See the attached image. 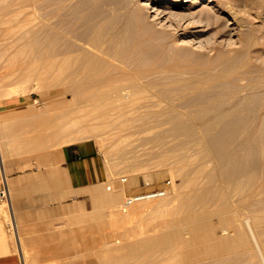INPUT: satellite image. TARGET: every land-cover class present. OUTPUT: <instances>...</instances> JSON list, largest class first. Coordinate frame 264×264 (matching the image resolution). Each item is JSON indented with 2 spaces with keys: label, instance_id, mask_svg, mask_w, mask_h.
Listing matches in <instances>:
<instances>
[{
  "label": "rangeland",
  "instance_id": "obj_1",
  "mask_svg": "<svg viewBox=\"0 0 264 264\" xmlns=\"http://www.w3.org/2000/svg\"><path fill=\"white\" fill-rule=\"evenodd\" d=\"M182 45H216L238 66L200 83ZM79 66L102 82L81 84ZM4 101L1 153L17 170L86 139L108 170L64 200V256L24 264H264V0H0ZM6 218L13 235L7 204Z\"/></svg>",
  "mask_w": 264,
  "mask_h": 264
},
{
  "label": "crops",
  "instance_id": "obj_2",
  "mask_svg": "<svg viewBox=\"0 0 264 264\" xmlns=\"http://www.w3.org/2000/svg\"><path fill=\"white\" fill-rule=\"evenodd\" d=\"M13 103H0V120L10 116ZM107 176L105 160L91 139L65 144L36 169L17 170L16 162H5L0 151V187L6 178L10 191L9 201L0 194V264H24L22 256H64V200L70 205Z\"/></svg>",
  "mask_w": 264,
  "mask_h": 264
},
{
  "label": "bare ground",
  "instance_id": "obj_3",
  "mask_svg": "<svg viewBox=\"0 0 264 264\" xmlns=\"http://www.w3.org/2000/svg\"><path fill=\"white\" fill-rule=\"evenodd\" d=\"M169 1H170V4L177 6V5H180L184 1H187V0H169ZM166 4H168V3H166ZM205 13L207 15L206 16L207 23H209V24H213L214 22H218V21L221 22L222 21L221 17L215 16V14L210 9H206ZM175 15H179L180 18H184L186 16L185 13H179V14H175ZM181 47L183 48L182 51H179L174 55L177 58H183L184 61H191V62H195L198 64L195 67V70L192 72L191 76L194 77L200 83L205 82V81H207V82L211 81L212 83H217L220 80H223V78L230 77L232 75V71L238 66L237 65V59L238 58L236 57V55L229 56L225 60L222 61V59H220L221 58L220 57L221 56L220 47H218L216 45H206L204 48L197 49V50H191L186 45H182ZM207 61H211L212 64L209 65V63H207ZM74 77L78 78V80H79V82H81V84L84 83V84H88V85L98 84V83H101L103 80L101 77H97L95 75H92L89 67L83 68L81 66H79V68H77V70L75 71ZM237 77H238V75L233 76V79H237ZM131 93H132V91H130V89L127 86H123V87L119 88V90L117 91L118 95H122L124 97H127ZM107 94H109V91L95 90V91L91 92V95H93V96H100V95H107ZM234 108L228 107V108H226V112H230L231 110H234ZM235 109H238L237 105H236ZM189 125L190 124L184 123V122L175 123L173 126V129L175 132H180L184 128H188ZM85 135H90V132L85 133ZM85 135H82V137ZM108 188H111V186ZM152 192H153V190L145 192L143 195H141L142 199L136 201L135 204H137L139 202L146 201V200H152L153 198L161 197V196H159V197H148V195L154 194ZM147 193H150V194H147ZM132 205H134V204H132ZM132 205H129V206H132ZM122 210H123V212H127V213L129 212V208L125 207V206L122 208ZM136 228H138V227H136ZM139 230H140V228H139Z\"/></svg>",
  "mask_w": 264,
  "mask_h": 264
},
{
  "label": "built area",
  "instance_id": "obj_4",
  "mask_svg": "<svg viewBox=\"0 0 264 264\" xmlns=\"http://www.w3.org/2000/svg\"><path fill=\"white\" fill-rule=\"evenodd\" d=\"M121 179L122 180H127V177L124 176ZM108 187H110V185H108ZM144 193H137V194H133V195L127 197L126 201L124 202V205L125 206L132 205L136 201L142 199L141 195H143ZM152 193H154V194L148 195V197L164 196V195L167 194V189L166 188L156 189V190H153ZM0 194H1V197L4 198L6 201L10 200V192H9V187H8V183H7L6 178L4 179V181H3V183H2V185L0 187ZM147 194H150V193H147Z\"/></svg>",
  "mask_w": 264,
  "mask_h": 264
}]
</instances>
